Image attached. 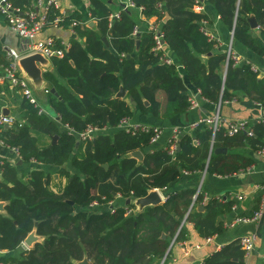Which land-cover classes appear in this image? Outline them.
<instances>
[{
	"label": "trees",
	"instance_id": "trees-1",
	"mask_svg": "<svg viewBox=\"0 0 264 264\" xmlns=\"http://www.w3.org/2000/svg\"><path fill=\"white\" fill-rule=\"evenodd\" d=\"M13 1L23 10L33 9L36 2ZM90 1L91 19L97 21V27L90 28L86 25L89 19L83 20L77 13L64 17L60 25L73 29L78 37L72 38L65 57L51 59L54 70L44 73L61 97L49 93L50 106L60 118L40 114V108L17 91H6L17 103L20 116H15L16 127H0V140L18 149L24 162L58 166L60 174L70 180L62 193L54 194L48 189L45 171L33 169L25 178L10 162L1 160L0 201L5 202V213H0V250L11 254L0 256V264H76L85 258L91 264H161L172 239H185V226L179 234L178 230L186 215L201 237L211 238L225 231L219 218L231 211L234 201L211 196L204 203V193L189 187L170 191L163 203L130 216L127 212L135 206L133 200L154 189L169 188L183 171L208 169L210 174L233 175L253 163L240 154H214L215 146L249 144L256 152L264 146V124L251 127L253 136L244 131L230 135L226 127L214 134L205 125L195 137L182 135L175 155L170 154L169 143L150 148L154 127L150 132L122 128L121 122L133 116L130 100L143 112L160 115L159 90L167 97L165 115L188 111L189 94L180 69L204 98L214 102L243 92L264 105V77L258 78L249 64L228 60L218 40L204 34L201 23H210L212 18L194 11L200 0H132L148 17L168 16L163 22V41L180 59L181 67L168 62L164 51L154 50L153 32L133 34L136 22L130 9L122 10L110 26L114 3ZM208 3L235 40L264 54V45L251 33L249 21L254 15L264 34V0ZM74 21L77 24L72 26ZM104 37L109 38V47ZM10 62L0 44V65ZM122 87L127 94L124 98L117 96ZM91 126L100 129L95 138L80 141V134ZM54 136L58 139L53 143ZM137 151L144 154L142 159L135 155ZM69 166L79 173L73 174ZM117 195L130 202L114 212L87 210L93 201H111ZM192 206L195 208L189 213ZM34 231L43 240L20 252ZM16 251L18 256L12 254ZM244 256L236 240L207 256L202 264H244Z\"/></svg>",
	"mask_w": 264,
	"mask_h": 264
},
{
	"label": "crops",
	"instance_id": "crops-1",
	"mask_svg": "<svg viewBox=\"0 0 264 264\" xmlns=\"http://www.w3.org/2000/svg\"><path fill=\"white\" fill-rule=\"evenodd\" d=\"M15 1L17 3L21 2L20 0ZM107 1H111L112 3H114V5L111 7L113 9V13L122 11V0ZM200 1V4H195L194 11L211 15L212 22L209 23L208 20H203L201 25H205L211 35L214 36V39L218 40V42L220 43V45H218L220 46V49L227 50L228 46L231 43L232 52L236 56V59L234 60L236 64L251 65L254 71H256V73L258 74V78H263L264 54H258L241 42L235 40L233 32L228 30L226 25L222 22L220 16L216 13L213 6L208 3V0ZM61 5L66 9V11L70 12L71 14L77 13L82 16L83 20L88 18L89 20L86 21V25H88L90 28L95 29L97 27V21L93 18L91 19L92 4L90 0H61ZM24 8L29 7L24 6ZM129 9L136 22L135 27L138 28V33H134L133 31L134 35H139L145 31H151L154 35L153 28L156 25H159L161 30H163V22L166 21V16H163V18H159L156 15L148 17L144 15L142 10L139 8H134V11H132V8ZM251 18H254V20L256 21L255 16L251 15L249 18L252 27L251 33L258 41H260L264 45V34L262 33L257 21V27L254 28L252 26L253 22L251 21ZM160 19H162L161 23L159 22ZM91 22H94L93 25H91ZM113 24L114 22H110V26H112ZM49 37L58 38L62 41L71 43L72 38H77L78 35L69 28L48 26L42 30L38 38L45 40ZM104 38L108 39V43L110 46L109 38ZM0 44L3 45L5 49L16 48L20 51L24 50V44L21 37L10 28L7 19L3 15H0ZM163 51L164 58L166 60L173 62L177 66L181 67L180 59L173 51L169 49L166 44H164ZM39 65L42 69L43 78L41 81L36 82L28 77L30 86L31 88H33L34 95L38 100V103L47 111H49V114L47 116L53 119L60 118V115L53 110L49 102V93L55 94L52 92V90L55 88L52 87L50 82L44 78V73L47 70L53 71L54 66L51 60H49L45 65ZM227 67L228 65L224 67L223 71L224 81L227 75ZM180 70V74L184 78L186 88L188 90L189 98L194 97L196 99L198 103L197 107L192 109L188 108L187 112L180 115H165L167 97L162 90H159L157 93V98L161 102L159 116L143 112L141 107L136 104L135 101L134 105L132 104V100H130L133 110V116H131L128 121L131 126H151L159 127L163 130L160 140L158 142L150 143L151 149L160 148L165 144L167 145L170 138L172 137L173 130L175 128L182 130V135L186 133L191 135L192 137H195L196 134L200 132V130L202 131V128L205 127V125L201 124L197 127H193V125L202 118L212 117L217 111L218 107L220 108V115L223 119V122L226 121L223 124V127L227 128V123H234L238 121H246L252 128L257 124H264V105L259 101L257 102L256 100H254L252 96L243 92H237L234 94L232 99H220L219 102L208 100L202 96L200 89L196 88L190 83L185 71L182 69ZM2 74H4V70L0 68V75ZM4 86L5 85H3V88ZM6 89L5 91H16L14 89H10L9 87H7ZM56 93L58 95L55 94V96L61 98L57 91ZM145 103L146 105H148L147 101H145ZM0 114L13 115L18 118L20 116L17 108V103L13 101L7 94L1 97ZM4 127L10 128L11 126L5 125ZM213 148L215 149L213 152L214 154H240L247 158H252L253 163L250 166V173L242 175V172L239 171L238 173H235L233 175H217L210 174L208 172V169L202 172L195 173H186L185 171H183L181 176L177 180H175L169 186V188H167L166 191L164 190L162 193L158 192L155 189L152 191H157L162 198V201L164 202L166 200V194L170 191H181L185 188L196 187V193L203 192L204 199L206 196L208 197V199L211 196H223L229 200H233L234 203L237 204L238 209L235 211L231 209V211L227 212L226 214H224V216L219 218V221L223 223V228H225V231H223L219 235H214L211 238L201 237L194 228L193 224L187 221L186 215V217L182 220L180 228L178 230L179 234L181 228L185 226L184 228L187 231L185 239L177 240V237L173 238L167 251V255L165 256L163 261L165 262V264H202L207 256L220 250L223 246L233 241L239 240L241 236L255 233L257 234L255 247L249 254L244 256L243 261L244 264H264V157L256 152L254 148L249 144H241L233 146L231 148H223L221 146H215ZM219 149L220 151H216ZM142 155L144 157L143 153ZM1 160L10 162L20 173V176H24L25 178L30 177L33 169H41L45 171L48 174V189L54 194L62 193L70 180L69 177L67 178L60 174V167L45 165L36 161L24 162L20 155L16 154L12 150V148L4 146L0 143V161ZM69 168L71 169L73 174L79 173V171L72 169L70 166ZM0 178H2V176ZM238 194H243L245 196L244 199L238 201L236 198ZM111 201H113L114 206L124 205L125 202L128 203V200H126V198L122 197L121 195H117ZM138 201L139 199H136L134 206L135 214L133 216L141 213L145 208L149 207H141L138 204ZM206 201L204 200V203H206ZM3 204L5 205V202H3ZM198 206H196V208ZM108 208L110 207L105 205L97 207L88 206L87 210L90 212L111 211ZM194 208L195 207L192 206L189 210V213ZM203 209V206L200 207V211H203ZM257 210H260L262 213V217L259 220L250 223H235L232 225L237 216H249ZM0 213H5V209L4 211H0ZM38 238L39 239L37 240V242L43 240L41 236H39ZM173 241H175L174 244ZM34 244L31 246H27L24 241L21 245L20 252L21 250H30L34 246ZM3 254L11 253L7 252V250H0V256H2ZM12 254L18 256L19 252L16 251ZM79 262L80 261H76L75 263L78 264ZM89 263L91 264L90 261Z\"/></svg>",
	"mask_w": 264,
	"mask_h": 264
},
{
	"label": "built area",
	"instance_id": "built-area-1",
	"mask_svg": "<svg viewBox=\"0 0 264 264\" xmlns=\"http://www.w3.org/2000/svg\"><path fill=\"white\" fill-rule=\"evenodd\" d=\"M121 3H122L121 4L122 10H128L129 8L132 9L137 8L132 0H122ZM159 6H161V4ZM50 14H52L51 19H49ZM0 15H3L7 19L10 28L21 37L22 42L24 44L23 51H20L16 48H6L8 56L11 59V62L7 66L0 65V68L4 70V74L0 75V95H6V91L3 88V85H5L10 89L16 90L23 97H25L31 103H33L36 107L40 108V114L48 115L49 111H47L44 107H42L38 103V100L34 95L33 88H31L30 86L29 79L25 75V73L23 72L20 66V60L23 57L32 54H41L44 58L48 60H51L52 58H56V57L57 58L65 57L71 46L70 42H65L54 37H49L45 40H42L39 39L38 36L42 32V30L48 26H56V27L64 28V26H61L60 23L63 21L64 17L70 16L71 13L66 11V9L62 7L61 0H36L34 4V8L27 10H23L22 8L14 5L11 0H0ZM118 18H120V12L113 13L110 16V22L112 23L114 22L115 19ZM161 20L162 19H160L159 21L160 23L162 22ZM76 24L77 23L74 21L72 23V26H75ZM201 30L204 32V34L208 36L210 40L214 39V36L211 35V33L208 31L205 25H203ZM153 31H154V39H155L154 50L163 51L165 44L163 41V37H164L163 31L161 30L159 25H156L153 28ZM134 33H138L137 27H135ZM226 51L228 53V60L230 58L233 60L236 59L235 54L232 52L231 43ZM189 102H190V106H189L190 109L195 108L198 105L194 97L189 98ZM225 122H223V119L220 115V108L218 107L217 111L212 117H206L200 119L198 122H196L193 125V127L194 126L197 127L201 124H204L209 126L215 134V132L219 130V128L223 127V124ZM16 124L18 123L15 116L0 114V127L1 126L3 127L5 125L16 127ZM19 125L21 126L22 124L19 123ZM120 126L125 129H132L133 131L141 129L146 132H150V130L153 128L151 126H131L129 124L128 119H124L121 122ZM226 126L228 129V133L230 135L236 134L240 131H244L250 136L254 135L253 129H251V126L246 121L227 123ZM99 131H100L99 128L91 126L80 134V139L83 141L92 140L93 138H95L96 134ZM162 133H163L162 128L154 127L151 143L158 142L162 136ZM181 135H182V130L178 128H175L173 130V134L169 140V146H168L171 155L176 154ZM0 143L5 146L3 140H0ZM12 150L16 154H19L18 149L12 148ZM257 152L264 157V146H262ZM2 164H3L2 161H0V166H2ZM250 171L251 169L249 167L245 170H242L241 172L242 175H245L250 173ZM156 190L162 193L164 190L166 191L167 188L162 190L161 189H156ZM167 195L168 193L166 194V197ZM244 197L245 196L243 194H238L236 196L238 201L244 199ZM207 199L208 197L206 196L204 200L206 201ZM135 202L136 199L133 200V203ZM101 205L109 206L110 208L108 209H110L112 212H114L115 208L117 207L114 206L113 201L100 202L98 200L93 201L89 206L97 207ZM237 209L238 206L236 203H234L232 206V210L235 211ZM127 214L134 215L135 214L134 207L128 209ZM261 217H262L261 211L257 210L256 212H254L252 215L249 216L248 215L237 216L234 222L232 223V225L235 223L255 222L259 220ZM256 241H257V234L255 233L241 236V238L239 239V244L241 248L245 251V255L249 254L254 249ZM174 242L175 241H173V244ZM163 263L164 261H162L161 264Z\"/></svg>",
	"mask_w": 264,
	"mask_h": 264
},
{
	"label": "water",
	"instance_id": "water-1",
	"mask_svg": "<svg viewBox=\"0 0 264 264\" xmlns=\"http://www.w3.org/2000/svg\"><path fill=\"white\" fill-rule=\"evenodd\" d=\"M168 19V16L165 17V20ZM252 26L255 28L257 27L256 21L254 20V18H251ZM94 22H91V25H93ZM103 41L105 42L106 46L109 47V43H108V39L104 38ZM138 47H139V42L137 43ZM49 60L44 58L41 54H32L26 57H23L20 60V66L22 68V70L24 71L25 75L29 78H31L32 80L38 82L41 81L43 78V73H42V69L40 68V65H45ZM53 93H55L56 95H58L56 93V90L53 89L52 90ZM118 97H125L126 96V91L124 90V88H120V91L117 94ZM132 104L135 105V102L132 101ZM58 139V136H54L53 137V142H55ZM216 151H220L216 150ZM225 151V150H224ZM135 155L139 158L142 159L143 155L140 151L135 152ZM108 165L106 164L105 167H107ZM2 175H0L1 177ZM162 198L160 197L159 193L157 191H151L147 196L143 197V198H139L138 204L141 207H147V206H155L158 204H161ZM129 203V200H128ZM5 209V205L3 204V202L0 201V211H4ZM36 225H38V223H36ZM39 236L36 235L35 231L32 232L31 234L28 235V237L25 239V244L27 246H31L34 243L37 242V240ZM164 238L166 237V235L163 236ZM78 264H90L89 260L87 258L83 259L82 261H80Z\"/></svg>",
	"mask_w": 264,
	"mask_h": 264
},
{
	"label": "rangeland",
	"instance_id": "rangeland-1",
	"mask_svg": "<svg viewBox=\"0 0 264 264\" xmlns=\"http://www.w3.org/2000/svg\"><path fill=\"white\" fill-rule=\"evenodd\" d=\"M156 190V189H155Z\"/></svg>",
	"mask_w": 264,
	"mask_h": 264
}]
</instances>
